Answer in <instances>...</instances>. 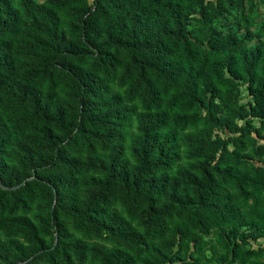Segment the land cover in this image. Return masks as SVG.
I'll list each match as a JSON object with an SVG mask.
<instances>
[{
    "label": "trees",
    "instance_id": "16d2710c",
    "mask_svg": "<svg viewBox=\"0 0 264 264\" xmlns=\"http://www.w3.org/2000/svg\"><path fill=\"white\" fill-rule=\"evenodd\" d=\"M245 1L0 0V264H264Z\"/></svg>",
    "mask_w": 264,
    "mask_h": 264
},
{
    "label": "rangeland",
    "instance_id": "374dc122",
    "mask_svg": "<svg viewBox=\"0 0 264 264\" xmlns=\"http://www.w3.org/2000/svg\"><path fill=\"white\" fill-rule=\"evenodd\" d=\"M36 1H42V0H36ZM88 3L91 0H86ZM249 6V8H248ZM244 11L246 12L247 15V20L250 24V30L252 32H256L259 28V24L262 21V19H264V6L260 3H257L256 0H251L250 2L245 1L244 2ZM236 22V12L235 9L231 10L229 13H226L225 15H223L222 17L219 18L217 24L219 25L218 27L222 28H226L228 26H234ZM243 23L240 25L242 26ZM258 42L257 38H252L250 43H249V48L254 47ZM247 95L243 89V87H241L240 89V102L244 103L247 99ZM254 123H256L254 121ZM216 133L222 137L227 136V132L225 130L222 131H216ZM116 207L118 209H120V205L117 203ZM215 237V231H212L209 235L208 238L210 239V241H213ZM261 240H257L255 242H250L249 245L251 247H255L257 244H260ZM178 264V263H175Z\"/></svg>",
    "mask_w": 264,
    "mask_h": 264
},
{
    "label": "water",
    "instance_id": "95a60500",
    "mask_svg": "<svg viewBox=\"0 0 264 264\" xmlns=\"http://www.w3.org/2000/svg\"><path fill=\"white\" fill-rule=\"evenodd\" d=\"M24 183V181H21L19 184H16V185H13V186H10V187H5V186H1L3 189H7V190H13L15 189L16 187H18L19 185H22ZM54 244H55V240H54Z\"/></svg>",
    "mask_w": 264,
    "mask_h": 264
}]
</instances>
